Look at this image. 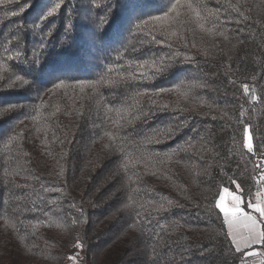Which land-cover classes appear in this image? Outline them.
Returning a JSON list of instances; mask_svg holds the SVG:
<instances>
[{"label":"trees","instance_id":"obj_1","mask_svg":"<svg viewBox=\"0 0 264 264\" xmlns=\"http://www.w3.org/2000/svg\"><path fill=\"white\" fill-rule=\"evenodd\" d=\"M262 167L264 0H0V264H233L215 202Z\"/></svg>","mask_w":264,"mask_h":264},{"label":"snow or ice","instance_id":"obj_2","mask_svg":"<svg viewBox=\"0 0 264 264\" xmlns=\"http://www.w3.org/2000/svg\"><path fill=\"white\" fill-rule=\"evenodd\" d=\"M61 7V2L55 3L51 8L48 9L46 14L42 15L38 19V21L44 19L48 21V24H51L53 21L49 20L48 18L54 17V15L57 13V10L61 9ZM187 7L195 12L198 19L200 18V12L193 8L191 3H188ZM172 11L175 12L176 9L173 8ZM16 14L17 13L15 12L12 13V15ZM156 19H161V17H156ZM65 27L71 28V25H66ZM203 27L204 25L201 24V28ZM100 32V29H96L94 31V40H99ZM153 40H155V37H153ZM168 46L170 47L171 45ZM19 55L20 53L17 52V56ZM174 59V56L162 57L159 62L144 60L143 64H152V67L154 68L152 73L153 76L164 75L173 67L171 61ZM128 67L131 68L132 65L129 64ZM130 75H133V79L136 78L135 74L130 73ZM139 78L143 79L144 74L140 73ZM97 83H99V81H97ZM56 87L60 88L64 87V85L57 84ZM161 91H171V89H161ZM244 92L246 94L249 92L247 85L244 86ZM146 94H148L146 91L144 93H137V95ZM249 98L257 99L256 97L251 96ZM133 99H135V97H133ZM18 107L22 106L9 105L7 108H5V112L11 111ZM164 108H167V105H164ZM151 114V109L144 111L141 108L137 114L133 115L130 113V119L128 120V123L131 125L134 123V121L141 120V117L147 120ZM178 128L179 126L177 125L176 128L169 126L164 129H157L155 133L146 137L145 146L153 143L160 144L162 139H171L175 132L178 131ZM108 135L112 139H115V136L112 133H108ZM244 146L247 148L249 153L253 152L251 136L246 138ZM116 150L117 149L115 147L112 148V151ZM260 173L261 174L257 183L262 189H264V167L260 169ZM230 184L233 187L224 186L220 189L218 193V200L215 202V208L219 210V213L223 214V221L227 224V232L225 233V236L226 238L230 237L228 241V250L233 258V264H264V190H257L253 196L251 189L247 191L244 190L242 188V183L238 182L235 178L230 181ZM248 197L252 198L249 199ZM247 208H251L252 212L255 214H249V212L246 210ZM76 247L81 248L82 244H76ZM70 259L76 260L78 257L73 256L70 257ZM224 264H227V261H225Z\"/></svg>","mask_w":264,"mask_h":264},{"label":"rangeland","instance_id":"obj_3","mask_svg":"<svg viewBox=\"0 0 264 264\" xmlns=\"http://www.w3.org/2000/svg\"><path fill=\"white\" fill-rule=\"evenodd\" d=\"M248 136H251V139H252V135H251L250 131H247L246 138H247ZM252 145H253V140H252ZM253 196H254V195H253ZM251 198H252V197H249V199H251ZM246 210H250V211H252L251 208H247ZM73 256L78 257V259H76V260L70 259V257H73ZM81 258H82V256H81V249H80V248H77V249L74 251V253H73L72 255H68V259H67V261H68V264H82V263H81Z\"/></svg>","mask_w":264,"mask_h":264},{"label":"crops","instance_id":"obj_4","mask_svg":"<svg viewBox=\"0 0 264 264\" xmlns=\"http://www.w3.org/2000/svg\"><path fill=\"white\" fill-rule=\"evenodd\" d=\"M260 190H264V189H260ZM248 212H249V214H255V213H253L252 211H250V210H247ZM256 215H258V214H256ZM226 226H227V224H226Z\"/></svg>","mask_w":264,"mask_h":264}]
</instances>
